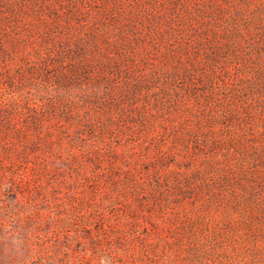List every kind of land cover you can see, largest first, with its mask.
I'll use <instances>...</instances> for the list:
<instances>
[{
	"label": "rangeland",
	"instance_id": "374dc122",
	"mask_svg": "<svg viewBox=\"0 0 264 264\" xmlns=\"http://www.w3.org/2000/svg\"><path fill=\"white\" fill-rule=\"evenodd\" d=\"M0 264H264V0H0Z\"/></svg>",
	"mask_w": 264,
	"mask_h": 264
}]
</instances>
